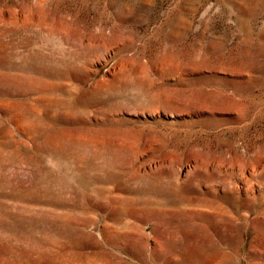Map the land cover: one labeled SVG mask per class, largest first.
Instances as JSON below:
<instances>
[{"label": "rangeland", "instance_id": "obj_1", "mask_svg": "<svg viewBox=\"0 0 264 264\" xmlns=\"http://www.w3.org/2000/svg\"><path fill=\"white\" fill-rule=\"evenodd\" d=\"M0 264H264V0H0Z\"/></svg>", "mask_w": 264, "mask_h": 264}]
</instances>
